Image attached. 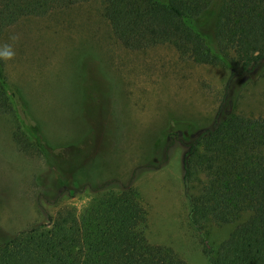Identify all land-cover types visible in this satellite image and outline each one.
Here are the masks:
<instances>
[{"label":"rangeland","instance_id":"obj_1","mask_svg":"<svg viewBox=\"0 0 264 264\" xmlns=\"http://www.w3.org/2000/svg\"><path fill=\"white\" fill-rule=\"evenodd\" d=\"M104 8L105 0L56 1L0 26V52H14L1 57L5 75L18 92L0 112V241L64 207L81 215L90 190L116 178L137 188L150 243L210 264L204 239L217 250L250 213L195 228L189 197L207 178L199 171L186 188L184 161L226 109L264 114V58L232 73L169 43L130 49Z\"/></svg>","mask_w":264,"mask_h":264},{"label":"trees","instance_id":"obj_2","mask_svg":"<svg viewBox=\"0 0 264 264\" xmlns=\"http://www.w3.org/2000/svg\"><path fill=\"white\" fill-rule=\"evenodd\" d=\"M56 1L66 0H0V26ZM104 15L130 49L169 43L183 58L232 73L264 58V0H105ZM0 84L3 112L17 104L18 92L1 57ZM263 146L264 114L249 117L233 108L189 146L186 188L199 171L207 178L189 197L191 224L201 230L207 220L220 225L250 213L217 250L204 239L210 264H264ZM90 191L81 215L64 207L0 241V264H187L173 248L148 241L147 212L132 181L112 178Z\"/></svg>","mask_w":264,"mask_h":264},{"label":"clouds","instance_id":"obj_3","mask_svg":"<svg viewBox=\"0 0 264 264\" xmlns=\"http://www.w3.org/2000/svg\"><path fill=\"white\" fill-rule=\"evenodd\" d=\"M14 55V52L12 51L10 46H4V49L2 52H0V57H3L5 59H9Z\"/></svg>","mask_w":264,"mask_h":264}]
</instances>
